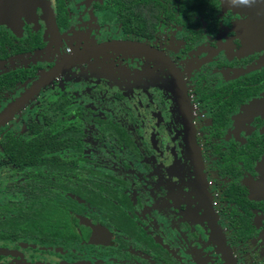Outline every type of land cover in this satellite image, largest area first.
Returning a JSON list of instances; mask_svg holds the SVG:
<instances>
[{"label": "flooded vegetation", "instance_id": "af4514ba", "mask_svg": "<svg viewBox=\"0 0 264 264\" xmlns=\"http://www.w3.org/2000/svg\"><path fill=\"white\" fill-rule=\"evenodd\" d=\"M0 119V264H264V0L0 18Z\"/></svg>", "mask_w": 264, "mask_h": 264}, {"label": "water", "instance_id": "95a60500", "mask_svg": "<svg viewBox=\"0 0 264 264\" xmlns=\"http://www.w3.org/2000/svg\"><path fill=\"white\" fill-rule=\"evenodd\" d=\"M41 1L42 0H0V18L1 19L7 18L11 20L15 19V17L18 18L23 12L34 9L36 4H38L39 2L41 3ZM16 106H17V103L13 104L12 106H10V110H13ZM5 116H6V113H4L1 116V118H4ZM257 168L261 175L260 183L264 191V155L262 156L260 161H258ZM211 226H212L214 237L218 245L220 246L222 253L225 256V259H227L228 254L225 250L222 238L218 233L217 226L213 222L211 223Z\"/></svg>", "mask_w": 264, "mask_h": 264}, {"label": "clouds", "instance_id": "9594fccd", "mask_svg": "<svg viewBox=\"0 0 264 264\" xmlns=\"http://www.w3.org/2000/svg\"><path fill=\"white\" fill-rule=\"evenodd\" d=\"M256 2L257 0H227L228 5L235 8H251Z\"/></svg>", "mask_w": 264, "mask_h": 264}, {"label": "rangeland", "instance_id": "374dc122", "mask_svg": "<svg viewBox=\"0 0 264 264\" xmlns=\"http://www.w3.org/2000/svg\"><path fill=\"white\" fill-rule=\"evenodd\" d=\"M49 113H51V112H49ZM54 118V117H53ZM103 160H105V158H103Z\"/></svg>", "mask_w": 264, "mask_h": 264}]
</instances>
